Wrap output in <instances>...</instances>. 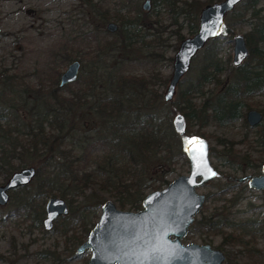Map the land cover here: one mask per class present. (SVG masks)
<instances>
[{
	"label": "rangeland",
	"instance_id": "obj_1",
	"mask_svg": "<svg viewBox=\"0 0 264 264\" xmlns=\"http://www.w3.org/2000/svg\"><path fill=\"white\" fill-rule=\"evenodd\" d=\"M83 1L0 0V72L5 71L9 75H15L20 83L19 87L23 88L21 96L9 94L8 97L11 98L7 97V100L0 97V107H6L8 118H11L12 113L18 116L15 119L20 129L17 137L24 145L30 137L25 133L26 128L28 129L25 128V123L35 124V121L30 120V109L25 105L29 104L25 102V95H28L25 89L28 86L32 88L40 86L43 90L48 87L51 83L52 68L56 66L60 73L70 60L61 61L60 53L63 50L70 51L79 58L81 67L78 80L59 91L63 96L83 94V98L74 99L75 103L69 106L74 132L64 141L74 145L76 143L71 142L83 137L85 131L104 128L110 122L109 117L97 112L98 110L92 105L101 99L104 93L105 78L98 76L99 78L96 79L94 76L95 88L87 89L88 92H82L79 88L86 87L88 78L93 77L91 74L93 54L90 50L86 53L91 47L81 39L84 32L93 30L94 26L99 24L98 17ZM104 1L105 5L115 8L122 7L126 2V0ZM143 2L144 0H138L139 7L145 11ZM211 2L213 0H171L170 4H167L162 0H150V17L158 21L155 24L152 21L148 22L147 27L138 33L139 35L143 33L144 40L150 43L145 45L139 41L132 46L127 54L128 59L122 63L123 71L134 75L160 73L161 79L152 78L151 89H158L162 97L172 72V56L180 40L194 33L191 31L193 24L191 13H196L198 21L200 9ZM252 2L255 4V13L263 17L264 0H252ZM123 10L121 13L125 12ZM110 20L118 24L115 19ZM255 21L251 9L246 11L243 21H239L231 13L226 14L223 25L229 23L233 33H226L222 28L216 36L219 41L217 56L221 79L225 80L234 71L233 35L237 32L245 35ZM175 29L179 30L182 37L177 35ZM203 51L204 49L199 50L193 57L191 66L178 84L172 100L176 99L179 89L197 76L202 64ZM116 53L122 55L121 50ZM81 56H84V59ZM107 59V64L112 65L113 59L111 57ZM102 64L104 65V62ZM0 79L5 78L0 75ZM11 79L12 77H9V80ZM219 83L216 85L213 82L206 83L203 87L204 93L194 92L191 102L196 105L201 103L212 90L220 89L222 82ZM6 84L8 85L7 82ZM2 85L0 81V95ZM29 95L32 94L29 92ZM28 99L31 101L29 96ZM245 101L247 105L243 110L244 115L235 121L218 123L210 119L202 122L201 113L198 118L184 117V130L188 136L202 135L209 141L210 160L218 173L210 181L197 187L196 190L204 193L206 198L181 240L185 243L191 241L209 243L213 247L220 248L226 255V259L220 264H264V188L256 189L250 186L247 180L236 179L246 173H262L264 145L258 136V128L247 122L245 113L249 108L262 110L264 91L245 97ZM10 104L12 107L8 106ZM184 106V103H177L169 107L171 118L176 112L183 113ZM10 109L11 111H8ZM4 120L1 119L2 122H5ZM44 129L50 131L47 124ZM15 133L13 132L12 135L15 136ZM177 143L170 152L159 148L153 157L145 161L146 178L151 186L144 188V195L156 189L154 186L159 185L157 188H161L179 174L188 173V159L178 150L179 140ZM76 145L78 147V144ZM75 153H78V149ZM15 154L16 156L10 158L13 171L25 165H35L36 158L21 152L20 147L15 149ZM7 177L6 165H4L0 167V183H3ZM130 179H133L131 175L126 177V181ZM89 185L86 192L93 189L98 197L111 199L118 208L126 210L142 208V199L128 200L132 195L127 199V193L119 191L117 185L105 186L100 178L96 177ZM23 192L24 190L20 189L6 204L0 205V264H88L90 249L86 248L78 252L76 247L80 242L76 241L73 235H84L83 240L86 238V234L83 233V222L86 221L85 226L89 230L97 221L103 202L94 210L95 212L89 210L85 212L81 211L82 196L74 197L72 208L76 221L70 226L71 228L65 232L66 224L55 221L54 226L46 230L41 222L44 209L40 214L36 207L22 205L20 198ZM48 196L44 198V202ZM88 200L91 202V197ZM121 200L125 202L124 205L120 204ZM202 217H210L217 221L218 229L205 230L198 222ZM58 223L59 226H56Z\"/></svg>",
	"mask_w": 264,
	"mask_h": 264
},
{
	"label": "trees",
	"instance_id": "obj_2",
	"mask_svg": "<svg viewBox=\"0 0 264 264\" xmlns=\"http://www.w3.org/2000/svg\"><path fill=\"white\" fill-rule=\"evenodd\" d=\"M162 1L167 4L171 2V0ZM83 2L98 17L99 24L95 25L93 30L84 32L81 39L83 43L91 47L86 53L90 50L93 54L91 57L93 77L88 78L86 87L79 88L82 92H88L87 89L95 88L94 76L96 79L99 78L98 76L105 78L104 93L101 99L92 105L98 110L97 112L109 117L110 122L104 128L85 131L83 137L71 142L78 144V147L76 144L70 145L64 141L74 132L73 121L69 116V106L75 103L74 99L83 98V94L63 96L60 93L59 90L69 87L70 83L58 85L59 70L56 66L52 68L51 83L46 89L43 90L40 86L25 87V91L28 92V95H25V102H29L25 105L30 109V120L35 121V124L25 123V128L28 127L25 133L27 136L30 135L25 145L17 137L20 129L15 119L18 116L12 113L11 118H8L6 107H0V167L6 165L7 175H10L13 171L10 158L16 156L17 147H20V151L25 152L29 157L36 158L34 165L36 173L33 180L27 185L11 190L10 198H13L20 189L24 190L20 198L22 205L34 206L41 214L46 196L58 194L67 197L69 195L67 199L70 203V211L68 215L57 220L66 224L65 232L76 221L72 208L74 197L82 196L81 211L85 212L94 211L103 202L104 198L98 197L95 190L86 192L95 177L100 178L105 186L117 185L119 191L127 193V199L132 195L128 200H141L144 188L151 186L146 178L145 161L153 157L159 148L170 152L172 147L178 144L177 140L180 141L179 152L185 155L182 145L188 134L185 130L175 129L169 107L184 103L182 111L186 119L198 118L201 113L202 122L212 119L218 123H227L244 115L243 110L247 105L245 97L264 91V16L259 17L255 13V4L252 0H242L229 12L239 21H243L246 11L251 9L252 16L256 18L245 34L249 47L248 57L239 66L233 67L231 76L225 80L221 79L217 56L219 41L216 36L209 39L200 49L204 51L197 76L185 87L179 89L176 99L171 101H165L158 89H151L152 78L161 79L160 73L134 75L125 73L122 69V63L128 59L127 54L135 43L139 41L145 45L150 43L144 40L143 33L140 35L138 33L147 27L148 22L152 21L155 24L158 21L151 19V8L144 11L139 7L138 0H126L119 8L105 5L104 0H84ZM121 10L125 12L121 13ZM191 14L193 15L191 31L195 32L198 21L196 13ZM110 19L118 22L116 31L109 32L105 28L104 24ZM222 28L226 33H233L229 23L222 25ZM175 32L182 37L178 29H175ZM118 50H121L122 55H117ZM60 54L63 62L75 58L70 51L63 50ZM81 57L84 59V56ZM110 57L113 59L112 65L107 64V58ZM0 75L5 78L0 79L3 83L0 97L6 99L9 94L21 96L23 88L19 87L20 83L15 75H9L5 71H1ZM9 77L12 79L9 80ZM208 82H213L215 85L222 82V86L218 91L212 90L198 105L192 103L193 93H204L203 87ZM29 92L32 95H29ZM10 105L8 106L12 107V104ZM261 111L263 119L256 127L264 145V106ZM1 119H5V122ZM46 124L50 131L44 129ZM13 132H16L15 136L12 135ZM77 149L78 153H75ZM130 175L133 179L126 181V177ZM154 187L157 188L159 185ZM90 197L91 202L88 200ZM120 204L124 205L125 202L121 200ZM198 222L205 230H217L219 225L210 217H202ZM85 225L86 221L83 222V233L87 234L88 229ZM56 226H59V223ZM83 236L73 235L79 242L83 240Z\"/></svg>",
	"mask_w": 264,
	"mask_h": 264
},
{
	"label": "water",
	"instance_id": "obj_3",
	"mask_svg": "<svg viewBox=\"0 0 264 264\" xmlns=\"http://www.w3.org/2000/svg\"><path fill=\"white\" fill-rule=\"evenodd\" d=\"M241 1L215 0L200 9L196 31L180 40L172 56L171 76L162 95L165 101L172 100L193 57L209 39L218 35L226 14ZM142 6L148 10L150 0H144ZM117 28L115 21L106 22L108 31L113 32ZM232 51L234 66H239L248 57L249 47L244 33L233 35ZM80 67L79 58L70 59L59 73L58 85L74 82L79 76ZM245 118L250 125H257L262 121L263 113L249 108ZM173 124L177 131L184 130L183 113L176 112L173 115ZM210 147L206 137L189 135L183 145L189 163L188 173L179 174L165 186L147 192L142 198V208L138 210L121 209L111 199H105L100 206L97 221L86 239L77 247L78 251L90 248L88 264H220L225 259L220 248L209 243H185L181 240L205 200V194L198 192L197 187L218 173L210 160ZM35 173L34 165H25L12 171L0 183V205L9 201L11 190L30 183ZM236 179L247 180L256 189L264 188V162L262 173H246ZM68 212L69 207L63 197L48 196L42 218L44 228L51 229L54 219Z\"/></svg>",
	"mask_w": 264,
	"mask_h": 264
},
{
	"label": "flooded vegetation",
	"instance_id": "obj_4",
	"mask_svg": "<svg viewBox=\"0 0 264 264\" xmlns=\"http://www.w3.org/2000/svg\"><path fill=\"white\" fill-rule=\"evenodd\" d=\"M52 195H55V194H52ZM57 196H61V195H57ZM61 197H63V196H61ZM63 198L66 200V202H67V204H68V207H69V211H70V203H69L68 199L65 198V197H63ZM205 198H206V196H205ZM104 200H105V199H104ZM104 200H103V201H104ZM45 201H46V200H45ZM204 201H205V200H204ZM44 203H45V202H44ZM203 203H204V202H203ZM43 209H44V206H43ZM199 210H200V209H199ZM68 213H69V212H68ZM68 213H67L66 215H68ZM43 216H44V215H43ZM62 216H65V215H59L57 218L54 219V223H55V221H57V220H58L60 217H62ZM42 218H43V217H42ZM41 222H42V219H41ZM54 223H53V226H54ZM192 223H193V222H192ZM94 224H95V223H94ZM42 225H43V223H42ZM53 226H52V227H53ZM189 226H190V225H189ZM43 227H44V226H43ZM44 229H45V228H44ZM90 229H91V228H90ZM90 229H89V230H90ZM188 229H189V228H188ZM46 230H50V229H46ZM89 230H88V232H89ZM87 235H88V233L86 234V237H87ZM85 239H86V238H85ZM85 239H84V240H85ZM84 240L80 241L79 245H80ZM77 247H78V245H77ZM77 247H76V249H77ZM86 248H89V247H86ZM86 248H84V249H86ZM84 249H83V250H84ZM89 249H90V248H89ZM77 251H78V250H77ZM81 251H82V250H81ZM81 251H78V252H81ZM90 251H91V250H90ZM90 253H91V252H90ZM224 254H225V253H224ZM89 256H90V255H89ZM88 258H89V257H88ZM225 259H226V255H225ZM225 259H224V260H225ZM224 260H223V261H224ZM223 261H222V262H223ZM87 263H88V260H87Z\"/></svg>",
	"mask_w": 264,
	"mask_h": 264
},
{
	"label": "snow or ice",
	"instance_id": "obj_5",
	"mask_svg": "<svg viewBox=\"0 0 264 264\" xmlns=\"http://www.w3.org/2000/svg\"><path fill=\"white\" fill-rule=\"evenodd\" d=\"M190 143H193V141H190ZM215 173H213V175H214Z\"/></svg>",
	"mask_w": 264,
	"mask_h": 264
}]
</instances>
